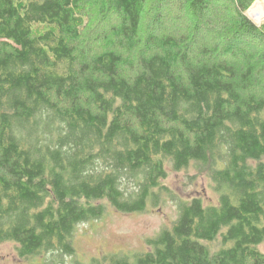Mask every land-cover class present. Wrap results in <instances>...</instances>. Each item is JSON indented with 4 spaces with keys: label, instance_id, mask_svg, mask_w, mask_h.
I'll list each match as a JSON object with an SVG mask.
<instances>
[{
    "label": "trees",
    "instance_id": "16d2710c",
    "mask_svg": "<svg viewBox=\"0 0 264 264\" xmlns=\"http://www.w3.org/2000/svg\"><path fill=\"white\" fill-rule=\"evenodd\" d=\"M255 1L0 0V242L38 264H264ZM169 164L218 201L180 200L143 252L76 259L78 226L160 203Z\"/></svg>",
    "mask_w": 264,
    "mask_h": 264
},
{
    "label": "rangeland",
    "instance_id": "374dc122",
    "mask_svg": "<svg viewBox=\"0 0 264 264\" xmlns=\"http://www.w3.org/2000/svg\"><path fill=\"white\" fill-rule=\"evenodd\" d=\"M255 3H260L264 11V0H256L247 14L256 24L262 25L264 13L257 19L251 12ZM167 171V177L161 182L167 192H163V199L157 205L150 201L148 211L120 212L108 205L104 216L80 224L73 237L77 252L75 258L88 263L93 258H104L110 254L133 256L147 250L148 238L156 236L178 217L180 200L201 196L206 204L218 201L209 178L198 174L194 166L177 171L169 164ZM260 248L264 250V243ZM44 255L23 258L14 242H0V264H38ZM72 258L66 256L65 260L69 263Z\"/></svg>",
    "mask_w": 264,
    "mask_h": 264
},
{
    "label": "bare ground",
    "instance_id": "6f19581e",
    "mask_svg": "<svg viewBox=\"0 0 264 264\" xmlns=\"http://www.w3.org/2000/svg\"><path fill=\"white\" fill-rule=\"evenodd\" d=\"M251 12L257 19H260L262 17V14L264 13L263 6L260 3H255V5L251 8Z\"/></svg>",
    "mask_w": 264,
    "mask_h": 264
}]
</instances>
